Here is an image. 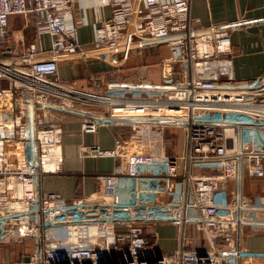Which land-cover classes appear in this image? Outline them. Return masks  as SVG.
<instances>
[{"label": "built area", "instance_id": "built-area-1", "mask_svg": "<svg viewBox=\"0 0 264 264\" xmlns=\"http://www.w3.org/2000/svg\"><path fill=\"white\" fill-rule=\"evenodd\" d=\"M112 14L78 42L75 0H0V245L31 241V251L0 264H256L245 230L264 232V74L238 81L231 32L264 22L239 19L198 26L191 0H98ZM31 14L37 40L8 56L12 16ZM159 49L160 83H106L91 89L59 79L61 61H103L123 67L133 52ZM238 82V84H233ZM226 115H231L232 118ZM84 133L127 128L114 148L85 147L86 156L120 158L97 173L96 190L65 198L43 189L63 172L64 126ZM143 129L160 132L147 139ZM179 129L184 145L169 153L165 132ZM141 142V143H138ZM177 228V248L159 249L147 229ZM199 240V245H197ZM205 245V246H204ZM29 258L26 261V258Z\"/></svg>", "mask_w": 264, "mask_h": 264}, {"label": "crops", "instance_id": "crops-1", "mask_svg": "<svg viewBox=\"0 0 264 264\" xmlns=\"http://www.w3.org/2000/svg\"><path fill=\"white\" fill-rule=\"evenodd\" d=\"M98 3V0H75L74 18L78 42L81 44L89 45L93 39L94 26L112 14V7L102 8ZM191 15L194 24L198 26L237 21L242 18L261 19L264 18V0H191ZM34 31L33 15L12 16L9 23L7 55L22 54L29 43L37 38ZM36 40L40 51L47 53L50 49L49 37ZM231 41L234 46L235 78L238 81H251L264 74V22L232 31ZM158 52L159 49L155 48L145 50L141 54L133 52L121 68H114L108 63L95 60L61 61L58 76L62 81H77L78 86L83 89H91L88 80L90 75L97 76L103 84L111 80L136 83L138 78L142 81L147 79L154 81L150 69L159 60ZM142 63L145 65H141ZM129 132L127 128L115 130L101 127L96 133H84L79 121L67 123L64 126L62 142L63 172L59 175L46 176L43 189L47 192L59 193L68 199L96 190L95 175L113 171L120 164V158L89 157L84 153L85 147L96 145L106 149L114 148L118 137H128ZM165 133L166 138L170 139L171 132ZM136 139H142V143L152 149L154 146H150L151 142H147V139H160V132L154 129H143L136 135ZM254 186L252 179H248L246 185L248 194H264L249 191ZM147 232L149 237L157 239L160 250L172 252L177 248L178 230L176 227L159 224L150 227ZM173 238L176 239L175 243L170 242ZM243 239L250 250L264 253V232L245 230ZM4 247L7 250L4 251L2 249ZM13 249H15L13 245H0V261H4L8 255L9 261H13ZM21 251L27 252L28 247L26 249L19 247L18 254ZM256 264H264V260L260 259Z\"/></svg>", "mask_w": 264, "mask_h": 264}, {"label": "rangeland", "instance_id": "rangeland-1", "mask_svg": "<svg viewBox=\"0 0 264 264\" xmlns=\"http://www.w3.org/2000/svg\"><path fill=\"white\" fill-rule=\"evenodd\" d=\"M150 70H151L152 79H154V81H152V82L160 83V70H159L158 65L156 64V65L151 66ZM233 84H238V82H235ZM226 116L229 117V118H232L231 115H226ZM168 132H171L170 136H169L170 141H171V143L169 144V148H168L169 153H180L182 151V148H183V145H184V141H183V136H182L181 130H179V129H170V130L167 131V133ZM143 144H145V143H143ZM252 185H255L256 187L255 186L251 187L249 191L254 192V193L255 192L264 193V181L253 179L252 180ZM175 241H176V239H174V238L172 240L170 239L171 243H175ZM13 246L16 249V250L13 249L14 250V252L12 253L13 254V260H17L16 258L20 257L19 254H18L19 247L24 248V249H26L28 247V251H31L30 249L33 248V243L31 241H25L24 244L18 245L19 247L15 246V245H13ZM2 249L5 251L6 248L4 247ZM8 257H9V255H8ZM8 257L5 258L4 261H9L10 259Z\"/></svg>", "mask_w": 264, "mask_h": 264}, {"label": "trees", "instance_id": "trees-1", "mask_svg": "<svg viewBox=\"0 0 264 264\" xmlns=\"http://www.w3.org/2000/svg\"><path fill=\"white\" fill-rule=\"evenodd\" d=\"M158 56H159V55H158ZM159 58H160V57H159ZM158 62H159V60L156 61V64H158ZM156 64H154V65H156ZM141 65H145V63H142ZM148 236H150V235L148 234ZM196 242H197V245H199V240H197Z\"/></svg>", "mask_w": 264, "mask_h": 264}, {"label": "water", "instance_id": "water-1", "mask_svg": "<svg viewBox=\"0 0 264 264\" xmlns=\"http://www.w3.org/2000/svg\"><path fill=\"white\" fill-rule=\"evenodd\" d=\"M25 260H26V261H28V260H29V258L27 257Z\"/></svg>", "mask_w": 264, "mask_h": 264}]
</instances>
